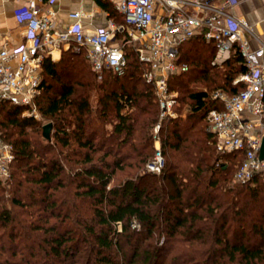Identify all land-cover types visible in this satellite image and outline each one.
I'll use <instances>...</instances> for the list:
<instances>
[{"label": "trees", "instance_id": "16d2710c", "mask_svg": "<svg viewBox=\"0 0 264 264\" xmlns=\"http://www.w3.org/2000/svg\"><path fill=\"white\" fill-rule=\"evenodd\" d=\"M96 2L124 22L106 1ZM124 52V74L103 70L100 78L84 51L65 50L57 63L44 60L42 92L36 103L41 115L52 122L49 140L37 119L24 117L21 107L0 101V131L14 148L11 175L18 190L23 186L29 191L27 203L16 198L12 204L34 207L28 210L35 217L33 222L19 221L11 208L1 207L0 252L15 257L23 250L18 242L41 230L45 237L36 248L32 244L25 259L10 264H36L31 259L40 251L46 258L43 264H60L56 262L73 257L80 240L86 242L87 231L96 243L95 264H223L225 257L229 264L264 260V182L255 178L227 185L231 169L233 176L243 154L216 150L215 137L207 131L206 112L217 103L206 91L189 88L191 82L210 79L216 52L215 44L199 35L180 47V60L188 70L169 79V87L184 92L191 109L183 121L162 122L165 167L160 174L145 172L108 187L116 170L136 166L129 158L137 155L139 164L146 163L143 152L154 148L151 134L158 120L153 87L142 77L146 66L131 46H124ZM228 59L229 69L213 74L223 80L217 89L234 94L244 88L243 82L233 80L246 67L237 49ZM91 91L98 92L95 107ZM179 102L185 103L178 97ZM89 150L101 155L94 160ZM169 151L179 152L178 163L167 159ZM154 177L159 183L148 188L146 181ZM3 182L0 179V185ZM73 184L74 196L91 201L95 224L101 229L98 233L91 226L77 227L79 219L71 215L67 193ZM133 221L140 224L139 229L131 227ZM153 234L161 236L159 241L141 250L140 244ZM248 234L260 243L248 240Z\"/></svg>", "mask_w": 264, "mask_h": 264}, {"label": "built area", "instance_id": "2783aa9c", "mask_svg": "<svg viewBox=\"0 0 264 264\" xmlns=\"http://www.w3.org/2000/svg\"><path fill=\"white\" fill-rule=\"evenodd\" d=\"M15 11L18 22L25 25L24 42L10 47L0 33V101L22 108V116L40 119L36 99L42 92L43 62L64 46L84 51L87 61L100 78L103 70L122 75L127 66L124 46L136 52L146 69L144 81L153 87L158 104V120L153 127L155 149L146 161V172L160 174L165 167L161 148V126L165 119L179 117L177 92L169 87L173 75L188 70L180 60L181 45L201 36L215 44L212 65L226 61L232 51L241 54L246 72L234 83L244 88L229 94L216 89L210 98L217 105L206 112L207 131L215 137L220 153L241 152L234 179L248 183L255 178L264 182V158L259 157L264 134V42L253 46L242 35L250 31L247 23L224 10L235 0H110L123 16L119 25L97 26L83 30V13L73 11L75 22L63 29L54 25L52 10L42 11V4L53 0H27ZM117 33L121 36L118 39ZM13 145L0 131V179L11 176ZM137 227L136 222H132Z\"/></svg>", "mask_w": 264, "mask_h": 264}, {"label": "rangeland", "instance_id": "374dc122", "mask_svg": "<svg viewBox=\"0 0 264 264\" xmlns=\"http://www.w3.org/2000/svg\"><path fill=\"white\" fill-rule=\"evenodd\" d=\"M72 47V49H75L73 46H70ZM74 52L76 53H79V52H82L81 50L76 51L74 50ZM229 60V59H227ZM226 61L222 62L221 64H218V65H213L212 66V69L210 70V79H205V80H198V81H195V82H191L190 84V90H203V91H206V93L210 96V94L216 90L218 87H221L223 85V80L220 78V77H217L216 74H213L214 72H224L226 70L229 69V65H228V62L227 64L225 63ZM211 64H212V59H211ZM238 77H235L234 80H236ZM234 80H233V83H234ZM96 81L98 82L99 79L97 78ZM213 81H215V83H213ZM220 89V88H219ZM173 90V89H172ZM175 92H177V95L178 97L182 98L184 100L185 103H183V106L182 104L179 102V105L181 104V109L179 112H182L183 114H186L190 111L191 109V106L189 104L190 101L187 100L186 97H183L182 95H184L185 93L184 92H180L179 89L176 87V90H174ZM97 91H91L90 93V102H91V105L93 107L96 106L97 104ZM38 122L40 124H42V126L46 123H51V120L49 118H46V117H43L41 115V118L38 119ZM155 125V124H154ZM52 133H53V129L51 130V138H52ZM151 142H153V145H154V138H153V135L151 134ZM50 138V139H51ZM96 143V142H95ZM154 149H155V146L154 148L153 147H148L146 150H144V154H143V157L146 158H150L154 152ZM89 153L90 155H92L93 159H97V157L100 154V152H96L94 150H89ZM118 154H115V157H117ZM75 159V158H74ZM108 159H112V157H109ZM167 159L169 161H171L172 163H178L179 160H180V154L179 152H168V155H167ZM139 160H140V157L137 156V155H134L133 157L129 158L128 161H131L133 163L136 164V166L134 167H126L124 170H116L114 175H113V179L111 180V182L109 183V186H113L115 184H119L121 181H123L126 177H137L139 174L143 175L146 171L144 169V166L145 164L144 163H140L139 164ZM113 161V159H112ZM127 161V160H126ZM127 161V162H128ZM66 163V162H65ZM67 164V163H66ZM68 165V164H67ZM80 165V164H79ZM78 165V166H79ZM233 171L234 169H231L230 171V174H229V181L227 183V185H233L234 182L235 183H239L237 182L235 179H234V175L232 176L231 174H233ZM236 171V170H235ZM235 173V172H234ZM232 176V177H231ZM156 183H159V179L158 178H151L150 181H146V184L148 186V188H150V186L152 185H155ZM3 185H0V208L1 207H6L8 209H12L10 212L13 216H15V214H17L16 218L20 221H25L26 223L27 222H33L35 217L34 215H30L29 214V210H33L34 207L32 208H28V209H25V208H22L17 205H13L12 204V201L13 199H16V198H20L21 200H23V202H28L27 201V193L29 192L27 188L24 189V187L22 186L19 190L14 182V177L12 178V175L10 176V178L6 181H4L2 183ZM241 184V183H239ZM27 186V185H25ZM30 187V186H29ZM75 186L74 184L72 186H69L67 187V193H68V197L70 196V201L69 203L72 204L71 207H70V212H71V215L72 216H76L77 215V218L79 219L78 220V225L77 227H79L80 229L82 228L83 230L84 229H87V227L91 226L92 229L95 231V233H98L101 229L99 226H97L95 224V220L93 218V208L91 206V201L89 199H85L83 197H76L73 195V193H75ZM73 206V207H72ZM39 213V211H35V215H37ZM41 213V212H40ZM53 220H56L55 218H52L50 221H53ZM135 222V221H134ZM159 223V221H158ZM136 224L138 225L137 227H133L132 223H131V227L134 228V229H139L140 228V224L138 222H136ZM118 229L120 228V226L118 225L117 226ZM86 233H88L87 231H85ZM84 232V233H85ZM83 234V237H85L87 240L86 242L84 241H81L79 243L76 244L75 248H76V251L75 254L73 255V257H69L66 259L65 262L61 263L60 261L59 262H56V263H60V264H95V251H96V246H95V241L92 239V236H90L89 234ZM29 236L25 237L24 240L22 241H19L18 244H19V247H22L23 250H20L15 257H11L9 254L5 253L4 252H0V263L1 264H10L11 262L12 263H20L19 260H23L25 258H23L25 256V254H27V252L29 251V248L31 247V245L33 244L34 245V248H36V244L39 243V241L41 240L42 237H45L41 230H37L36 232H30L28 234ZM161 236H158L156 237V234H153L152 237H150L149 239H146L144 240V242L142 244H140V249H145L144 247L147 245V244H152V245H155L157 243V241H159ZM247 238L248 240H250L251 242L253 243H260L258 242V238L256 237H253L248 234L247 235ZM242 239V238H240ZM242 241H246V237L242 240ZM25 242V244H23ZM162 244L163 246L166 245V247L168 246V243H166L165 241L162 240ZM75 242H71L69 243V245H73ZM94 244V245H93ZM24 245L26 247H24ZM122 245L124 246V244L122 243ZM30 246V247H29ZM263 248H264V243H263ZM78 249V250H77ZM127 249H130L126 246L125 248V251H127ZM41 253L36 255L34 259H31L32 263H36V264H43L45 262V257L42 253V251H40ZM111 253L115 254L116 253V249L113 248V250L111 251ZM106 254V252L104 253V255ZM7 259V260H6ZM220 260V259H219ZM221 261V260H220ZM223 264H229L228 262L226 263V257L223 259L222 258V261ZM50 263V262H49ZM231 264H243V263H239L238 260L234 261L233 263ZM256 264H264V260L262 261H259L258 263Z\"/></svg>", "mask_w": 264, "mask_h": 264}, {"label": "crops", "instance_id": "0c3cea01", "mask_svg": "<svg viewBox=\"0 0 264 264\" xmlns=\"http://www.w3.org/2000/svg\"><path fill=\"white\" fill-rule=\"evenodd\" d=\"M106 1L119 15L113 3ZM27 0H0V33L5 37L8 46L19 47L24 42L25 25L17 21L15 11L27 4ZM42 11L52 10L55 12L53 17L54 25L63 29L75 22L68 15L73 11L83 13L81 18V26L83 30L89 31L97 26L110 27L111 25H119L116 15L113 16L108 10L100 6L96 0H53L45 2L42 5ZM225 11L234 15L247 23L250 31L243 30L242 35L248 39L253 46L264 42V0H235V6L225 7ZM121 15V14H120ZM117 38L120 34L117 33ZM72 47L64 46L59 52H54L52 57H48L51 61L57 63L60 61L65 50ZM179 112V111H178ZM181 121L186 119V114L179 112V117L175 118ZM155 146V143H154Z\"/></svg>", "mask_w": 264, "mask_h": 264}, {"label": "water", "instance_id": "95a60500", "mask_svg": "<svg viewBox=\"0 0 264 264\" xmlns=\"http://www.w3.org/2000/svg\"><path fill=\"white\" fill-rule=\"evenodd\" d=\"M51 130H52V124L49 122V123H46L42 126V133H43V137L45 139H50L51 138ZM259 157L261 159L264 158V134L262 136V139H261V145H260V149H259Z\"/></svg>", "mask_w": 264, "mask_h": 264}]
</instances>
